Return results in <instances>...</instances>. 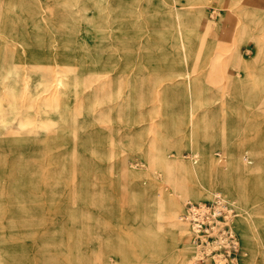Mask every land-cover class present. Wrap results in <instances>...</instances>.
<instances>
[{
  "label": "rangeland",
  "instance_id": "rangeland-1",
  "mask_svg": "<svg viewBox=\"0 0 264 264\" xmlns=\"http://www.w3.org/2000/svg\"><path fill=\"white\" fill-rule=\"evenodd\" d=\"M175 10L188 21L187 61ZM257 17L264 20V0H0V264H181L190 230L175 232L171 196L151 204L160 235L154 250L141 245L139 214L148 212L150 194L164 187L176 194L194 182L192 165L203 156L193 157L189 133L201 117V152L214 159L210 178L232 149L249 168L246 178L263 185H248L243 202L218 188L200 201L215 193L235 199L233 226L244 248L237 264L264 263V232L260 244L249 231L253 222L264 229V173L253 174L264 170V56L255 59L260 48L250 39L218 38L249 27L264 45ZM236 50L255 62L249 71L233 61ZM38 69L68 72L65 94L44 91ZM187 69L196 70L192 81L205 76L193 125L178 85ZM248 76L246 95H232L233 80ZM12 101L17 117L32 122L22 130ZM26 130L34 132L25 135L30 141L14 145L13 133ZM192 198L179 199L182 223Z\"/></svg>",
  "mask_w": 264,
  "mask_h": 264
},
{
  "label": "bare ground",
  "instance_id": "bare-ground-1",
  "mask_svg": "<svg viewBox=\"0 0 264 264\" xmlns=\"http://www.w3.org/2000/svg\"><path fill=\"white\" fill-rule=\"evenodd\" d=\"M176 11V10H175ZM203 11V10H202ZM201 11V12H202ZM203 13V12H202ZM173 18H174V24H175V28H176V38L179 40V52L181 57L187 61L188 57L190 56V52H189V46L190 44L187 43V38L188 36L185 35V31H184V27L187 24L188 21L182 19L180 12L176 11L173 13ZM200 16H196L195 17V21L199 22ZM255 21L258 22H263L264 20L257 17ZM207 25L210 27L211 26V21L207 22ZM238 37L237 41L242 40L244 42H246L247 40H251L254 41L257 45V48H260V53H258V55L255 57L256 60H259L261 56H264V50L261 49L264 45L261 43L260 39H257L253 36V32H252V28L246 27V28H242L241 31H239L237 33L236 29L233 30H226L223 33H221L219 35L218 38L220 39H233L234 37ZM1 39V37H0ZM7 44V43H6ZM12 46L14 48L17 49V52L20 51V55L25 53V50L23 48L19 49V47H17L14 43H12ZM3 50V49H1ZM0 50V56H2ZM99 60V59H98ZM233 61L236 62L237 65H239L242 69L244 70H250L252 68V66L254 65V61L247 59L243 56H241L240 52L238 50H236L235 54L233 55ZM12 63V62H11ZM15 63V64H14ZM12 63V65H16L17 63H20V61H16ZM1 59H0V65H1ZM189 68V67H188ZM15 71L20 70L18 67H14ZM46 70L43 69H38L36 70V74L39 76V86L44 87V91H46L48 88L51 90V96H56L57 92L61 91V93L65 94V87H66V80L65 77L68 76V72H63L62 76L57 77L53 74H51L50 72L45 73ZM70 71V70H69ZM196 72V70H192V69H187L185 72H183V76H185L186 79H184V82L179 83L178 85H180V88L182 90V93L186 94L188 96V120L190 122V124L193 125L194 122V116H195V104L198 102L199 103V94L200 92V83L201 81L204 79V74H200L198 79H195L192 81V73ZM251 76L246 77L244 80L241 79L239 77V79L237 80H233L232 83V95L234 96H241L244 97L246 95L244 88L247 87L248 84V79ZM54 83V84H53ZM13 99H15V96L13 95ZM52 104V103H49ZM55 104V103H54ZM27 111L30 110L32 108L31 104H27ZM26 106V105H25ZM48 106V105H46ZM2 106L0 104V118H4L5 117V111H2ZM21 109L19 108V105H17V103L15 101H12V106L9 109V112L13 115V119L16 120V123L18 125L19 130L24 129L26 126L32 124L31 120L26 116L24 118L21 117H17V115H19ZM26 111V112H27ZM198 120V118H197ZM201 124H203V119L202 117L199 119V123L197 124V128L194 130L193 126H190V133H189V143H190V148L193 151V157L196 154V152L200 153L201 156H203V159L201 161V164L196 166L195 162L192 165V172L195 174L196 178L194 180V182H191L190 185H188L185 189H182L183 191L178 192L176 191V194H172V192L169 191V189H166V187L163 188L162 192H157L155 195L150 194L149 195V209L148 212L147 210H141V213L139 214L140 216V221L141 223L145 226L143 231L144 235L141 238V242L143 245V247H145V252L150 251V249H155L154 245L156 244V241L160 238V235L158 234V230L155 227V224L153 222L152 216H151V204H156L159 197L162 198H169V196H171V201L173 203V214H174V222L173 225L175 227V232L179 233L182 237L186 236L187 232L189 233V225L188 223H182L180 220V205H179V199H184L187 195L192 196L196 201H200L203 200L208 193H211V191L213 190V188H218L220 190H223L226 194L230 195V196H234L235 198H237L238 200H240V202H243L242 199H247L248 198V185L249 186H254L256 187L257 190H261L262 191V185L263 182L260 180L261 178L259 177L260 174L264 173L263 168L259 167V171L254 170L253 174L255 175V177H259V178H255L254 181H252V179H247L246 175H250L249 173V168L246 166V163L241 162V160L239 158H241V156H236L234 154V150L232 149H228L226 151L227 154V158H229L230 161L227 162V165L221 167L220 170V174L218 176H216L215 178L211 179L210 178V170L211 167L214 164V159L211 158L210 156H205L202 152H201V147L199 145V139L201 137V133L199 132L198 129H201ZM50 126V125H48ZM25 133V134H24ZM24 133H19V131L14 132V137H13V144L18 145L20 144L21 146H26L27 142L30 141V139L26 138L25 135L27 133H34L30 130H26V132ZM204 136V134H203ZM195 153V154H194ZM155 157L157 159H162L163 162L164 161V155H159L156 154ZM151 157H147L145 158V161L149 167V173L147 174V176L149 177V180L151 181V183H154V177L151 174ZM232 159H235L232 160ZM169 163H166L165 166L167 167ZM246 166V167H245ZM125 168H127L128 174L129 175H133L134 172L132 170L129 169V166H125ZM135 175V174H134ZM155 176V175H154ZM248 177V176H247ZM137 180V179H136ZM251 183V184H250ZM264 190V189H263ZM162 194V195H161ZM171 194V195H169ZM217 194V193H215ZM214 194V195H215ZM142 195V194H141ZM159 195V197H157ZM192 198V200H193ZM228 198V197H227ZM230 199V198H229ZM234 202H236L235 199H230ZM189 201V200H187ZM145 202V201H144ZM236 204V203H235ZM247 207H249V205L245 204ZM244 206V207H246ZM243 208V207H242ZM244 211V210H243ZM254 221V220H253ZM252 222V221H251ZM261 222V221H260ZM258 226H256V223L253 222V224H251V226L249 227V231L253 232L256 234L257 238L260 239V244H261V239H263V232L264 229H257ZM247 230V228H246ZM249 232V234H250ZM186 233V234H185ZM198 255V248L193 245L190 244L189 242H186V245L184 246V248L182 249V251L180 252V261L181 264H196V257ZM206 264H213L212 262H207ZM260 264H264V263H260Z\"/></svg>",
  "mask_w": 264,
  "mask_h": 264
},
{
  "label": "built area",
  "instance_id": "built-area-1",
  "mask_svg": "<svg viewBox=\"0 0 264 264\" xmlns=\"http://www.w3.org/2000/svg\"><path fill=\"white\" fill-rule=\"evenodd\" d=\"M239 216L235 203L217 193L209 201H187L182 220L190 227V242L198 248L196 264H237L244 254L233 223Z\"/></svg>",
  "mask_w": 264,
  "mask_h": 264
}]
</instances>
